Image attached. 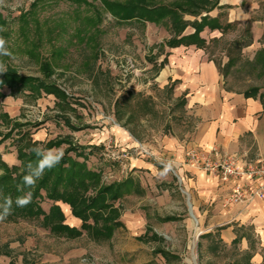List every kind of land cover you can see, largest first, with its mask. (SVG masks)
I'll return each instance as SVG.
<instances>
[{
	"label": "rangeland",
	"instance_id": "obj_1",
	"mask_svg": "<svg viewBox=\"0 0 264 264\" xmlns=\"http://www.w3.org/2000/svg\"><path fill=\"white\" fill-rule=\"evenodd\" d=\"M215 1L208 0L205 8ZM184 2L148 0L151 6ZM230 9L227 5L214 9L222 19L223 36L206 49L227 77L229 89L264 88V57L257 61L264 51V36L250 47L251 23L264 27V0H242L250 18L244 26L227 22ZM123 14L104 0L0 2V35L12 53L0 59L19 75L44 81H50L43 71L49 64L51 79L64 92L56 96L31 93L24 86L0 89L2 159L10 167L21 166L17 140L29 130L41 146L67 139L88 147L84 158L75 152L69 155L100 175L102 185H121L117 200L111 199L113 189L106 196L111 207L87 215L85 227L62 202L55 204L64 219L54 215L55 227L45 224L43 216L0 221V264H252L258 249L250 231L238 232L231 246L223 243L218 231L209 232L221 219L213 212L214 205L202 204L200 212L195 208L188 181L192 175L184 168L194 167L184 160L178 165L155 156L161 138L187 141L196 130L195 112L185 98L173 83L162 87L157 76L179 20L193 22L201 16L180 12L177 18L151 22L138 13L131 19ZM16 123L25 126L16 129ZM139 145L148 147L153 156L145 158L130 149ZM53 148L68 154L66 143ZM133 160L153 166L133 167ZM170 161L175 172L160 164ZM42 194L40 205L48 214L54 202ZM94 194L91 188L85 192ZM60 224L81 233L59 230ZM242 236L252 242L249 249L242 248Z\"/></svg>",
	"mask_w": 264,
	"mask_h": 264
},
{
	"label": "crops",
	"instance_id": "obj_2",
	"mask_svg": "<svg viewBox=\"0 0 264 264\" xmlns=\"http://www.w3.org/2000/svg\"><path fill=\"white\" fill-rule=\"evenodd\" d=\"M225 5L231 7L229 24L237 22L244 26L248 23L250 18L242 9V0H219L218 6ZM218 14L215 10L209 12L211 18H219ZM219 20L221 24L222 19ZM188 29L183 35L194 32L192 27ZM221 31L223 28H206L200 34L204 46L170 47L160 60L157 81L162 87L173 83L176 93L185 98L197 118L196 130L189 140L175 137L159 140L155 156L162 160H173L181 165L187 150L194 148L209 152L217 148L221 154L240 155L247 162L264 161V88L252 86L251 90L245 91L228 88L227 77L206 49L212 40L223 36ZM251 34L250 47L253 48L264 36V27H260L259 22H252ZM255 88L259 89L258 93L252 91ZM132 165L153 166L142 160H133ZM184 168L192 175L188 181L197 211L200 212L202 204L214 205L213 212L221 219L209 228V232L218 231L223 243L231 246L237 241L238 232L250 231L258 249L252 264H263L264 200H255L249 205H230L228 198L233 183H223L219 176L187 166ZM240 242L245 250L252 243L247 236H242Z\"/></svg>",
	"mask_w": 264,
	"mask_h": 264
},
{
	"label": "trees",
	"instance_id": "obj_3",
	"mask_svg": "<svg viewBox=\"0 0 264 264\" xmlns=\"http://www.w3.org/2000/svg\"><path fill=\"white\" fill-rule=\"evenodd\" d=\"M104 2L108 5L119 8L124 13L123 15L125 19L136 17V13L141 15L144 20L151 22H158L167 16L177 18L180 12L194 14L196 16L200 15L201 18L193 22H188L183 18L179 20L178 24L175 26V36L172 37L169 42L170 47H177L180 45L204 46L205 41L201 38L200 34L206 28L211 30L222 28L218 17L211 18L209 15L202 16L203 11L209 13L214 10L218 6L219 0H216L210 8H205L208 0H205L204 5H200V2L197 0H185L184 3L175 4L173 6H151L148 3V0H129L125 4H111L106 0H104ZM203 7L204 9H202ZM189 26L194 29V32L189 35H183L184 31ZM263 57L264 51L259 54L257 61ZM43 71L45 77L50 79V81L21 76L16 71L8 69L6 73L0 74V89L7 86L8 88L15 90L24 86L28 87L31 90V93L45 91L46 93L54 94L56 96H64V92L51 79L52 70L49 64L45 63L43 65ZM252 91L258 93L259 89L255 88ZM262 97H264V89ZM24 126V124L16 123L14 128L19 129ZM4 136L5 138L3 139H8L11 137V134ZM17 141L19 143L18 159L21 161V166L10 167L0 155V193H2L3 196H10L14 201L12 214L7 218H38L43 216L45 224H52V227H55L53 224L55 222V220H53L54 215L59 216L61 221L64 219L61 207L55 204L57 202H62L71 206L74 215L83 220L84 223L82 227H85L87 215L92 214L95 216V213H98L100 210L111 207L108 202L109 200H106V196H108L113 189H115V192L112 193L111 199L112 201L117 200L119 191L121 190L120 184L116 183L109 186L102 185L100 175L88 170L85 162H77L69 155V153L75 152L77 156L84 158V150L88 149V147L77 146L71 143L70 140L62 139L49 142L43 147L52 149L53 147H59L66 143L68 145V154H64L61 162L53 169L46 171L43 177L37 181L35 188L31 190V202L27 206L17 207L15 199L17 196L23 195V193L17 190L18 185L21 184L23 175L27 174V164L34 162L36 159L35 154L31 153L30 149L37 144H40L37 141H33L29 130L23 132ZM90 188L95 190V194L93 196H85V192L89 191ZM42 191L45 192L46 198L54 202L48 214L45 213L40 205V201L44 199ZM0 200H2V197H0ZM61 229L70 232L72 231L76 235H80L81 233L75 228H70L68 226L64 227L63 224L59 225V230Z\"/></svg>",
	"mask_w": 264,
	"mask_h": 264
},
{
	"label": "built area",
	"instance_id": "obj_4",
	"mask_svg": "<svg viewBox=\"0 0 264 264\" xmlns=\"http://www.w3.org/2000/svg\"><path fill=\"white\" fill-rule=\"evenodd\" d=\"M130 149H134L137 155L145 158L153 156L152 151L144 145ZM123 151L127 157L128 149ZM112 156L114 159H119L115 152H112ZM160 164L175 172L176 165L171 161ZM184 164L219 176L223 183H233L228 198L230 205H249L255 200H264V161L262 160L247 162L243 156L221 154L217 148L209 152L192 148L186 151Z\"/></svg>",
	"mask_w": 264,
	"mask_h": 264
},
{
	"label": "clouds",
	"instance_id": "obj_5",
	"mask_svg": "<svg viewBox=\"0 0 264 264\" xmlns=\"http://www.w3.org/2000/svg\"><path fill=\"white\" fill-rule=\"evenodd\" d=\"M7 43V40L0 35V58L12 55ZM7 71L6 63L0 59V74H4ZM30 152L35 154L36 159L34 162L27 164V174L23 175L22 182L18 185L17 190L23 193V195L16 197L15 204L17 207L27 206L31 202V190L35 188L37 181L43 177L46 171L56 167L64 155L62 148L49 149L40 144L32 147ZM0 197H2V200H0V221H2L12 214L14 201L10 196H3L2 193H0Z\"/></svg>",
	"mask_w": 264,
	"mask_h": 264
}]
</instances>
